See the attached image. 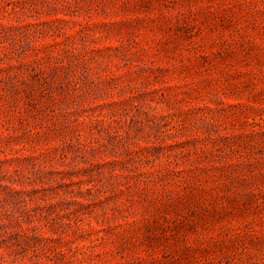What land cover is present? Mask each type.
<instances>
[{
	"label": "rangeland",
	"instance_id": "rangeland-1",
	"mask_svg": "<svg viewBox=\"0 0 264 264\" xmlns=\"http://www.w3.org/2000/svg\"><path fill=\"white\" fill-rule=\"evenodd\" d=\"M0 264H264V0H0Z\"/></svg>",
	"mask_w": 264,
	"mask_h": 264
}]
</instances>
